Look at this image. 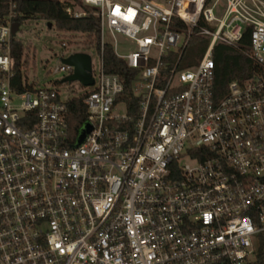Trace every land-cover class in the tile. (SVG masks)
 Listing matches in <instances>:
<instances>
[{"label":"built area","instance_id":"obj_1","mask_svg":"<svg viewBox=\"0 0 264 264\" xmlns=\"http://www.w3.org/2000/svg\"><path fill=\"white\" fill-rule=\"evenodd\" d=\"M9 2L0 18V264H264V0H59L70 16L90 11L100 23L95 88L77 96L82 127L91 126L79 145L67 105L77 97L12 83ZM245 31L258 69L221 91L214 47L237 45ZM198 37L206 51L182 66ZM107 44L130 70L131 99L105 68Z\"/></svg>","mask_w":264,"mask_h":264},{"label":"trees","instance_id":"obj_2","mask_svg":"<svg viewBox=\"0 0 264 264\" xmlns=\"http://www.w3.org/2000/svg\"><path fill=\"white\" fill-rule=\"evenodd\" d=\"M14 21L23 24L30 19H42L46 23L56 26L59 32H79L87 35L90 42L99 47V19L90 11L82 17H72L65 11L59 0H14ZM10 12L9 0H0V18ZM209 40L205 38H194L186 47L182 66L193 65L199 60L207 49ZM250 46L249 31H245L242 39L235 46L225 43H218L214 47L215 61V85L224 91L227 83L233 79H244L258 69L257 64L249 57ZM12 53L16 60L15 76L12 80L14 87L24 90L32 87L24 81L22 64L26 61V45L24 41L16 36L11 40ZM104 63L108 72L121 75L126 83V94L124 98H132L130 70L123 59L118 58L111 45L107 44L104 48ZM84 95L71 99L67 102L70 114V128L72 133L77 135L85 122L87 110L83 103Z\"/></svg>","mask_w":264,"mask_h":264},{"label":"rangeland","instance_id":"obj_3","mask_svg":"<svg viewBox=\"0 0 264 264\" xmlns=\"http://www.w3.org/2000/svg\"><path fill=\"white\" fill-rule=\"evenodd\" d=\"M15 36L26 45V61L22 64V71L24 81L30 86L55 88L65 99L77 97L95 88L94 85L86 86L79 80L64 81L67 74L52 73L58 63L78 51L91 55L97 73L99 55L96 46L84 33L59 32L55 25L42 19H30L20 25Z\"/></svg>","mask_w":264,"mask_h":264},{"label":"water","instance_id":"obj_4","mask_svg":"<svg viewBox=\"0 0 264 264\" xmlns=\"http://www.w3.org/2000/svg\"><path fill=\"white\" fill-rule=\"evenodd\" d=\"M12 35L15 36L20 28L19 22L12 23ZM62 62L75 67V71L72 75L67 76L64 81L79 80L84 85H92L93 78L91 76L92 59L91 56L85 52H76L64 58ZM91 126L86 123L80 130L77 145L81 144L87 134L90 132Z\"/></svg>","mask_w":264,"mask_h":264}]
</instances>
